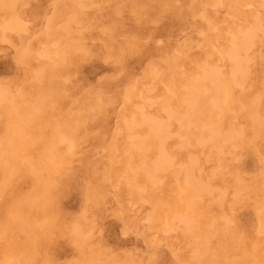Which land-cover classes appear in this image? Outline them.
<instances>
[{"label": "rangeland", "instance_id": "rangeland-1", "mask_svg": "<svg viewBox=\"0 0 264 264\" xmlns=\"http://www.w3.org/2000/svg\"><path fill=\"white\" fill-rule=\"evenodd\" d=\"M0 264H264V0H0Z\"/></svg>", "mask_w": 264, "mask_h": 264}, {"label": "bare ground", "instance_id": "bare-ground-1", "mask_svg": "<svg viewBox=\"0 0 264 264\" xmlns=\"http://www.w3.org/2000/svg\"><path fill=\"white\" fill-rule=\"evenodd\" d=\"M260 27H261V26H260ZM258 29H259V28H258ZM261 30H262V29H261ZM257 31H258V30H257ZM259 31H260V30H259ZM253 33H255V32H252V33H250V34H252V36H253ZM253 37H255V35H254ZM245 39H246V38H245ZM248 40H249V38H248ZM248 40H247V41H248ZM250 40H251V39H250ZM250 40H249V41H250ZM245 42H246V41H245ZM53 44H54V43H53ZM53 46H54V45H53ZM236 63H237V62H236ZM215 79H216V78H215ZM212 83H213V81H212ZM218 85H219V84H218ZM207 92H208V91H207ZM216 95H217V94H216ZM5 101H6V100H5ZM171 112H172V111H171ZM180 119H181V118H180ZM181 120H182V119H181ZM151 121H152V120H151ZM180 125H181V124H180ZM152 127H153V126H152ZM184 127H185V126H184ZM184 127H183V128H184ZM153 128H154V127H153ZM154 129H155V128H154ZM160 129H162L161 126H160ZM163 129H164V128H163ZM151 130H152V129H151ZM161 131H162V130H161ZM164 131H165V130H164ZM162 133H163V132H162ZM164 134H165V133H164ZM158 136H160V132H159V135H158ZM140 148H141V147H140ZM142 148H143V147H142ZM139 155H140V154H139ZM144 157H145V156H144ZM156 169H157V168H156ZM188 182H189V180H188ZM158 212H159V211H158Z\"/></svg>", "mask_w": 264, "mask_h": 264}]
</instances>
